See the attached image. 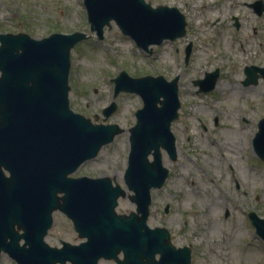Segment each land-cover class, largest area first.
<instances>
[{"label":"rangeland","instance_id":"374dc122","mask_svg":"<svg viewBox=\"0 0 264 264\" xmlns=\"http://www.w3.org/2000/svg\"><path fill=\"white\" fill-rule=\"evenodd\" d=\"M146 1L183 11L185 35L152 45L147 52L112 22L98 39L89 30L83 0H0V32H24L34 38L52 32L88 34L70 50L69 106L94 122L117 123L123 131L71 175L109 176L127 193L123 175L129 128L142 99L126 91L114 96L111 78L121 70L132 77L178 76L180 107L170 127L177 155L172 160L162 150L169 175L162 187L151 189L147 223L167 228L175 246H190V264H264V241L247 216L254 211L264 218V161L252 146L264 117V79L244 83L246 65L264 66V12L259 15L250 6L255 0ZM189 43L192 50L185 61ZM215 68V87L199 92L194 81ZM231 88L236 90L229 92ZM112 101L117 107L103 120L102 109ZM204 158L220 160L204 166ZM134 209L127 196L120 197L115 208L118 213ZM52 216L44 238L48 244L81 241L63 212L56 210ZM99 263L116 264L106 259ZM0 264L17 263L2 251Z\"/></svg>","mask_w":264,"mask_h":264},{"label":"water","instance_id":"95a60500","mask_svg":"<svg viewBox=\"0 0 264 264\" xmlns=\"http://www.w3.org/2000/svg\"><path fill=\"white\" fill-rule=\"evenodd\" d=\"M83 3L89 30L99 39L112 21L148 52L151 45L186 33L185 15L176 6H152L145 0ZM250 6L257 14L264 11L262 0ZM87 37L82 31L42 38L0 32V253L18 264H99L100 258L117 264H190L189 246L176 247L167 228L147 224L150 191L161 187L169 173L162 150L172 160L177 155L170 125L180 106L178 76L132 77L121 70L112 79L114 96L134 92L143 102L129 128L124 182L131 193L109 176H69L123 131L117 123L93 122L69 107L70 50ZM189 55L190 44L185 61ZM244 71V83L264 78V66L249 65ZM218 76V68L205 72L195 81L198 90H212ZM116 107L114 101L104 107L103 120ZM253 146L264 161V117ZM125 196L135 210L118 213V198ZM55 210L72 221L82 241L62 240L59 247L45 241ZM248 216L264 240V219L253 211Z\"/></svg>","mask_w":264,"mask_h":264},{"label":"bare ground","instance_id":"6f19581e","mask_svg":"<svg viewBox=\"0 0 264 264\" xmlns=\"http://www.w3.org/2000/svg\"><path fill=\"white\" fill-rule=\"evenodd\" d=\"M236 88V87H235ZM235 88H231L230 90H229V92H232V90H236ZM239 94H241L240 96H243L244 95V91H239L238 92ZM234 144H236V141L235 140H233L232 141ZM231 144V143H230ZM218 148H220V145H216ZM220 159L219 158H217L216 160L215 159H213V160H211V161H208V160H206L205 158H204V166L205 165H207V164H209V163H217L218 161H219Z\"/></svg>","mask_w":264,"mask_h":264},{"label":"flooded vegetation","instance_id":"af4514ba","mask_svg":"<svg viewBox=\"0 0 264 264\" xmlns=\"http://www.w3.org/2000/svg\"><path fill=\"white\" fill-rule=\"evenodd\" d=\"M238 26H239V23H238ZM238 26H237V27H238ZM191 50H192V44L190 43V52H191Z\"/></svg>","mask_w":264,"mask_h":264}]
</instances>
